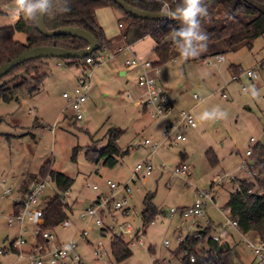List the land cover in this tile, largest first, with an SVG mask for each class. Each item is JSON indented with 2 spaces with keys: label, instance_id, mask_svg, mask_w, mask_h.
Returning <instances> with one entry per match:
<instances>
[{
  "label": "rangeland",
  "instance_id": "obj_1",
  "mask_svg": "<svg viewBox=\"0 0 264 264\" xmlns=\"http://www.w3.org/2000/svg\"><path fill=\"white\" fill-rule=\"evenodd\" d=\"M14 3L15 0L10 3L0 2V28L15 23L16 20H12L10 15ZM102 12L104 24L100 22V25L106 37L109 36L108 31L117 35V30H120L119 19L110 9ZM225 16L222 8L217 10L218 26ZM15 39L23 43L27 40L23 33H17ZM114 39L120 43L122 36ZM260 40L258 44L264 45V38ZM118 43H114V48L118 47ZM258 44L257 48L260 46ZM133 51L140 59L155 61L153 41L149 38L136 45ZM254 55L255 51L242 49L225 58L228 60L233 56L241 61L247 71L256 60ZM129 59H132L130 53L128 56L120 54L116 59L93 69V87L85 106L87 117L82 121L73 118L74 113L63 95L73 93L77 88L79 67L84 63L76 67L64 65L59 68L58 65L63 63L61 60L48 59L47 65L40 70L47 77L38 94H22L11 102L0 100V251L8 249L19 237L18 225L10 226L8 220L13 203L19 200L21 184L28 175H38L47 161L53 163L57 172L74 179V185L66 197L67 203L72 206L68 215L75 227L82 230L86 222L82 221L81 214L98 196V192L88 189L87 184L98 186L104 192L107 180L126 182L135 169L149 159L151 149L144 143L146 140L161 141L165 124L152 120L148 114L143 113L141 107L134 104L141 97V91L135 69L126 66ZM209 61L211 65H205L203 61L186 62L178 54L158 72V78L166 85L178 111L193 110L198 105L195 117L214 108L222 110L226 117L198 121V129L185 132L186 142L164 145L151 158L155 168L152 176L146 180H137L134 184L132 214L126 217L120 212L113 213L115 220L131 224L134 233L139 234L135 238L133 255L119 264H181L184 254L174 256L179 249V237L198 232L199 228L193 226L190 220L182 225L179 217L172 219L165 214L173 209L191 207L196 192L207 191L212 186L215 201L208 202L205 210L207 221L199 220L201 228H206L212 222L209 238L219 236L221 242L239 244L234 251L236 264H252L254 261L242 245L245 235L224 228L230 219V212L225 206L230 194L239 190L240 180H256L255 176L242 169V165L247 162L254 166L255 162L247 157V153L252 152L258 143L264 145V87H257L259 80L253 82L243 79L247 91H243L237 83L228 88L232 76L226 71V63L219 64L214 57L209 58ZM124 72L126 76L122 75ZM259 72L264 84V70L259 68ZM224 86L228 99H223L222 92H219ZM253 87L259 93L258 96L251 95ZM195 95L200 100H194ZM114 129L123 131L118 140L122 153L118 156L117 165L109 168L103 162H90L86 158L89 147H105L108 144V133ZM252 139L255 140L253 145L250 144ZM209 149L215 151L219 159L217 165H211L208 161ZM185 153L188 155L186 160L181 156ZM184 163L190 167L191 175L186 178L174 175L172 169ZM255 167L254 171H257ZM224 175L232 181L224 180L222 185L216 186V177ZM4 182L6 185H3ZM7 189L12 191L10 197L4 195ZM253 191L262 194L257 188ZM149 194L153 195V204L162 214L153 224L144 228L143 201ZM31 229L24 235V240L32 239ZM91 229L90 238L98 240L99 232L98 237L94 236L97 228L91 226ZM54 233L62 241L69 240L72 235L71 231L63 232L59 228ZM247 236L252 238L257 234ZM104 241L107 246L111 243L110 237L104 238ZM167 242L168 247L165 246ZM17 259L12 253L0 255V264H14Z\"/></svg>",
  "mask_w": 264,
  "mask_h": 264
},
{
  "label": "trees",
  "instance_id": "obj_2",
  "mask_svg": "<svg viewBox=\"0 0 264 264\" xmlns=\"http://www.w3.org/2000/svg\"><path fill=\"white\" fill-rule=\"evenodd\" d=\"M12 1L14 0H0V2L5 3ZM123 1L142 11L160 13L163 3L170 0ZM177 3L178 0L175 3L171 2V8L174 9ZM61 4L62 0H59L53 10H59ZM67 6L70 8L68 12H56L55 14L46 15V29L54 31L60 28H80L91 33L99 44L98 51L84 59L61 60L67 66H79L90 57H96L104 49H114V42L106 37L105 30L96 16L97 11L102 8L114 10L119 15V24L123 27L126 25L122 34L123 45L120 49L132 46L140 40L150 37L155 42L153 53L155 61L153 65L158 68L171 62L179 54L170 38L172 31L180 26L176 20L148 21L138 19L126 14L111 0H68ZM206 6L209 16L201 19V27L208 35L207 50L201 53L199 57L188 59L186 62L205 61L212 57L236 53L242 49L251 51L255 41L264 36V0H206ZM220 8L225 11L226 16L222 24L218 26L216 13ZM17 33H23L26 36V43L15 39ZM37 47H56L68 51H79L87 48L88 43L72 36L46 37L38 31L34 22L22 16L12 26L0 28V67ZM118 51L120 53V50ZM47 62L48 59L27 61L1 78L0 100L11 102L17 100L22 94L30 96L38 94L47 77L40 70L47 65ZM230 69L233 75L240 73L238 67L232 66ZM122 134V130H111L108 133V144L101 149L89 147L86 158L95 164L103 162L106 167H115L118 163V156L122 153L118 145V140ZM77 152L78 149L75 151L74 158ZM181 156L183 158L184 154H181ZM207 158L211 165L219 163L213 149L208 150ZM249 158H252L251 160L255 162L254 167L256 165L255 168H257L256 180L255 182L240 180L239 190L230 194L225 207L230 212V220L238 223V229L235 231L242 236L252 233L257 234L264 240V145L258 143L253 147ZM47 176L54 180L56 190L60 194L69 192L75 182L68 175L57 172L53 168V163L47 161L41 167L38 175H29L21 191H27L32 181ZM256 188L262 194L254 192L253 190ZM61 198L62 196L59 194H51L48 198L43 210L45 218L43 230H56L60 224L69 220L70 205L68 203L64 204ZM14 207L13 215L20 214L22 205L16 203ZM161 214L162 211L153 204V195H147L143 201L142 218L144 228L152 224ZM224 228L228 231L232 230L227 227ZM211 229L212 222H209L206 228L184 237L178 251L174 253V256L184 254L181 258V264H236L234 251L236 247H239V244H236V242L232 244L229 241H214L213 237L209 238ZM40 242L45 243L46 240H40ZM132 255L133 251L125 237L112 240L111 259L114 264L122 263ZM155 264H158V262Z\"/></svg>",
  "mask_w": 264,
  "mask_h": 264
},
{
  "label": "built area",
  "instance_id": "obj_3",
  "mask_svg": "<svg viewBox=\"0 0 264 264\" xmlns=\"http://www.w3.org/2000/svg\"><path fill=\"white\" fill-rule=\"evenodd\" d=\"M171 2L175 3L177 0L164 2L163 5L167 4L171 7ZM120 27H123V25L120 24ZM132 52L131 46L120 50V54L127 56ZM115 57L116 55L110 54L108 49H104L96 57H90L80 66L77 88L73 93H65L63 95L68 107L74 113L73 118L77 121H82L87 117L85 106L93 87V69ZM214 58L217 63L225 61L224 56H216ZM205 63L211 65L209 60H206ZM126 66L139 70L137 84L142 94L135 104L141 107L143 112L148 114L152 120L162 121L165 124L161 141H145L144 145L151 149L149 159L145 164L139 165L135 169V172L128 181L114 182L107 180L104 192L98 186L92 187L87 184V188L98 192V196L94 203L81 214V219L86 222V227L68 242L61 245L55 243L57 238L53 231L42 229L45 223L43 210L51 194H59L62 196V202L67 204L66 197L69 196V192H64L63 194L57 192L55 182L50 176L36 179L27 191H20V197L17 201L22 205L20 214L10 216L8 220L10 226L14 224L18 225L20 230L19 237L11 243L8 249L0 251V255L15 253L18 261L26 264H114V261L111 259V249L107 250L104 238L110 237L113 240L125 237L131 249L136 247L135 238L139 234L134 233L131 224L119 223L115 220L113 213L120 212L126 217L132 214L131 201L135 191L134 184H136L137 180H146L152 176L155 168L151 163V158L164 145L171 146L179 142H185L187 140L185 131L187 129L198 128L199 122L196 120L193 110L177 111L175 109L172 99L159 81L158 72L160 68L155 67L152 61L140 59L133 54L132 59L126 61ZM243 77L255 82L260 78V74L258 70L253 68L232 75V82L241 81ZM225 87L219 90V92H222V98L224 99L228 98L224 93ZM242 90L247 91V88L242 86ZM194 99L198 100L199 98L195 95ZM250 144H255V140L252 139ZM251 154L252 152H248L247 157L251 156ZM164 168H166L165 165ZM242 169L249 175L257 176L258 174L257 171H254V166H251L247 162L242 165ZM172 170L173 174L180 178H186L191 175V169L186 163L180 164ZM224 180L232 181L227 175L217 176L215 180L216 186L222 185ZM3 185H6V183L4 182ZM213 191L214 188L207 191H197L191 207L173 209L165 215L170 216L172 219L179 217L182 225H184V222L190 220L193 226H198L202 230L199 227V220L207 221L205 210L208 202L215 201ZM4 195L10 197L12 195L11 189L5 190ZM135 213L137 212L135 211ZM30 217H36V219L32 220ZM109 219L111 220L110 223L107 222ZM72 226L71 221L66 220L58 228L67 230L72 228ZM91 226L97 228L99 239L93 246V261L88 263L79 254L78 249L81 243H89ZM226 226L230 229H238V223L230 219ZM30 227L33 230L31 232L32 239L27 241L24 240V234ZM183 239L184 237H179L180 243ZM40 240H46V242L41 243ZM213 240L219 241V238L215 236ZM242 245L253 256V264H264L263 239L258 235L252 238L245 235ZM165 246L168 247L169 243H165Z\"/></svg>",
  "mask_w": 264,
  "mask_h": 264
},
{
  "label": "clouds",
  "instance_id": "obj_4",
  "mask_svg": "<svg viewBox=\"0 0 264 264\" xmlns=\"http://www.w3.org/2000/svg\"><path fill=\"white\" fill-rule=\"evenodd\" d=\"M58 2L59 0H15L14 7L10 9L11 19L18 20L23 16L35 23L48 14L70 11L68 0H62L59 10H53ZM160 14L179 22L180 26L172 31L170 38L182 59L187 61L197 58L207 50L208 35L201 27V19L209 16L206 0H178L174 9L167 4L163 5ZM251 95H259L255 87ZM225 117L226 113L214 108L203 111L196 120L202 122ZM30 219L35 220L36 217Z\"/></svg>",
  "mask_w": 264,
  "mask_h": 264
},
{
  "label": "water",
  "instance_id": "obj_5",
  "mask_svg": "<svg viewBox=\"0 0 264 264\" xmlns=\"http://www.w3.org/2000/svg\"><path fill=\"white\" fill-rule=\"evenodd\" d=\"M116 3L126 14L132 17L148 20V21H166L173 20L167 16H163L160 13H150L146 11L134 8L123 0H111ZM46 16L40 18L38 22H35L38 31L46 37L54 36H72L80 38L88 43V47L79 51H68L56 47H37L33 48L19 57L13 59L12 61L6 63L0 67V79L9 74L14 68L20 66L21 64L35 59H59V60H69V59H84L92 55L94 52L98 51L99 44L96 38L89 33L80 28H60L54 31H48L45 24Z\"/></svg>",
  "mask_w": 264,
  "mask_h": 264
},
{
  "label": "crops",
  "instance_id": "obj_6",
  "mask_svg": "<svg viewBox=\"0 0 264 264\" xmlns=\"http://www.w3.org/2000/svg\"><path fill=\"white\" fill-rule=\"evenodd\" d=\"M110 8H102V9H99L98 11H97V13H96V16H97V19H98V22L100 23V22H102V24H104V21H103V15H102V13H104V12H102V11H104V10H109ZM113 13H114V15L117 17V18H119V15L114 11V10H112V9H110ZM221 24H222V22H220ZM119 29L120 30H117V35H112L111 33H109V31H108V29H106L107 31H108V34H109V36L107 37L109 40H113V42L114 43H118V42H116V40H118V39H114V38H116V37H118V36H122V34H123V27H120V24H119ZM151 39L152 41H153V51H152V53H154V48H155V42H154V40L152 39V38H150V37H146V38H144V39H142V40H140L139 42H137V43H135L134 45H132L131 46V48H132V51H133V48L136 46V45H138L139 43H141V42H143L145 39ZM264 38V36H262V37H260V38H258L256 41H255V44H254V47H253V49L251 50V52H253V51H255V53H256V55H254V57L256 58V60H254L253 61V64H252V67L251 68H249V69H252V68H254V69H256V70H258L259 71V68H261L262 70H264V45L263 44H258L259 43V41H261L260 39H263ZM119 41V40H118ZM264 43V42H263ZM257 44L258 45H260L259 46V48H257ZM121 45H123V38H122V41L120 42V43H118L117 44V46L118 47H116V48H114V49H109V52L111 53V54H113V55H116V57H118L119 55H120V53H119V51L118 50H121L120 49V47H121ZM122 48V47H121ZM131 55H136L135 54V52L133 51L132 53H130ZM225 56H227V55H224V57ZM116 57L114 58V59H116ZM233 56H231L230 58H228V60L226 59L223 63H226L225 65H226V71H229V73H230V75L232 76L233 74H232V70L230 69L232 66H234V67H238L239 69H240V73L241 72H244L245 71V69L243 68V65H242V63H241V61H239V60H237V59H234V58H232ZM113 60V59H112ZM146 60H148V59H146ZM209 60V59H208ZM111 61V60H110ZM204 62V64H205V62H206V60L205 61H203ZM62 63V62H61ZM223 63H219V64H223ZM207 64V63H206ZM205 64V65H206ZM64 65H66L64 62L62 63V65H58V67L59 68H63V66ZM207 65H209V64H207ZM70 67V66H69ZM76 67V66H75ZM80 68V67H79ZM130 68V67H129ZM134 69V68H133ZM80 70V69H79ZM135 71H136V74H137V76H138V74H139V70H137V69H135ZM259 74H260V72H259ZM122 75L123 76H126L127 74L124 72V73H122ZM261 77V76H260ZM243 79H246V78H242V80L241 81H235V82H232L229 86H228V88H230L232 85H233V83H237V84H240L241 85V87L243 86ZM248 80V79H247ZM259 81H260V83H258V86L257 87H264V84H263V82L261 81V78H259L258 79ZM257 80V81H258ZM159 81H160V83L165 87V89H166V91L168 92V90H167V88H166V85L164 84V83H162L161 82V80L159 79ZM248 81H250V80H248ZM205 82V81H204ZM226 88V87H225ZM242 89V88H241ZM169 93V92H168ZM142 94V93H141ZM169 95H170V93H169ZM141 98V97H140ZM224 99V98H223ZM226 99H228V98H226ZM173 100V99H172ZM135 104V103H134ZM173 104H174V107H175V109L177 110V108H176V105H175V101L173 100ZM197 106L198 105H196L195 106V108L193 109V111L195 112V109L197 108ZM143 111V110H142ZM178 111V110H177ZM144 113V112H143ZM199 127H200V125H199ZM198 127V128H199ZM198 128H196V129H198ZM196 129H187L186 131H188V130H196ZM185 131V132H186ZM187 141V140H186ZM185 141V142H186ZM183 143V142H182ZM148 147V146H147ZM188 158V155L185 153L184 154V157H183V159H187ZM249 158V157H248ZM29 176V175H28ZM27 176V177H28ZM25 179H27V178H25ZM25 179H24V181H23V183L21 184V187H20V191H21V189H22V187H23V185H24V182H25ZM97 198V197H96ZM96 198H94L92 201H91V205L94 203V201H95V199ZM16 203H18L17 201H15L14 203H13V206H12V212H11V215L10 216H12L13 214H14V210H15V207H14V205L16 204ZM72 208V206H70V209ZM187 208V207H186ZM2 214H6L5 212H2ZM9 216V217H10ZM69 220L71 221V219H70V217H69ZM83 221V220H82ZM71 223H72V230H64V229H60V230H62L63 232H66V231H71L72 232V235H71V237H69L70 239L71 238H73L76 234H78V232H80L81 230H79V229H77V227H75V225L73 224V222L71 221ZM199 227L201 228L202 226H201V223L199 224ZM199 230H201V229H199ZM53 232H55L56 230H52ZM92 231V230H91ZM90 231V232H91ZM26 233H29V230H27L26 232H25V234ZM20 234V233H19ZM24 234V235H25ZM55 234V236H56V241H55V243L56 244H58V245H61V244H64V243H66V242H68L69 240H65V241H62L60 238H59V236L57 235V233H54ZM193 234V233H192ZM249 235V234H248ZM94 236H97L98 237V230H96L95 231V235ZM218 238H219V236H217ZM15 238V237H14ZM14 238H12V239H14ZM97 240H94V239H92V238H90L89 239V243L88 244H85V243H81L80 244V246H79V249H78V252H79V254L82 256V258L85 260V261H87L88 263H91L92 261H93V255H92V250H93V246H94V244H95V242H96ZM111 244H112V240H111V243H110V245L109 246H107V244H106V247H107V250L109 249H111ZM90 252H91V254H90ZM89 254H90V256H89ZM12 255H15V257H17L16 256V254L15 253H12ZM4 256V255H3ZM21 263H24V262H22V261H18V259H17V261H15V263L14 264H21ZM24 264H26V263H24ZM253 264V263H252Z\"/></svg>",
  "mask_w": 264,
  "mask_h": 264
}]
</instances>
